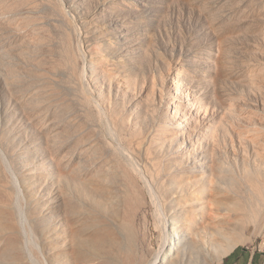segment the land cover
<instances>
[{"label": "rangeland", "instance_id": "rangeland-1", "mask_svg": "<svg viewBox=\"0 0 264 264\" xmlns=\"http://www.w3.org/2000/svg\"><path fill=\"white\" fill-rule=\"evenodd\" d=\"M176 69L192 95L188 108L178 101L171 108ZM143 84L157 88L155 97ZM148 96L170 143L166 118L181 110L191 119L186 134H197L201 147L212 146L215 130L217 161L235 168V158H249L251 168L254 159L264 167V154L253 152L264 146V0H0V180L11 196L20 190L15 178L52 169L60 155L76 173H107L103 180L120 197L141 200L145 228H138L157 248L159 218L147 182L168 166V145L142 117ZM187 181L194 185L193 177ZM240 229L238 248L264 252V209L247 210Z\"/></svg>", "mask_w": 264, "mask_h": 264}, {"label": "bare ground", "instance_id": "bare-ground-1", "mask_svg": "<svg viewBox=\"0 0 264 264\" xmlns=\"http://www.w3.org/2000/svg\"><path fill=\"white\" fill-rule=\"evenodd\" d=\"M81 58L85 81L84 53ZM174 72L171 108H179L177 101L188 108L192 95L184 93L179 69ZM186 81L191 82V78ZM192 86L190 83L188 88ZM142 87L151 88L155 97L157 88L150 84ZM184 95L185 100H180ZM153 97L145 98L142 117L150 118L160 142L168 145L162 156L168 166L158 169L157 176H149L150 181L146 180L159 218V225L155 226L159 231L157 248L138 228L143 223L145 228V219L139 213L141 200L139 203L132 197H120L107 184V173L103 174L105 181L101 172L82 175L72 170L65 158L53 155L52 169H39L33 175L25 171L14 179L20 186L16 196H11L0 180V264H205L207 259L221 262L245 243L240 236L244 213L252 207L259 212L264 209V167H259L254 159L255 166L251 168L249 158H244L241 164L235 158V168L226 160L217 161L215 130L210 128L212 146L201 147L197 134H186L191 119H185L181 110L175 113L171 109V118H166L173 125L170 143L164 136L166 126L156 120L159 109ZM207 126L214 127L211 123ZM116 131L115 126L108 124L109 134L115 137ZM198 133L202 137L206 135L200 130ZM121 151L133 164L143 166L130 156L129 149L122 147ZM253 152L256 159H262L264 146ZM141 169L136 168L140 172ZM159 177L179 178L180 183L170 179L167 184ZM191 177L194 185L188 186L187 179ZM198 196L201 200L196 199ZM202 204L208 205V209H202Z\"/></svg>", "mask_w": 264, "mask_h": 264}, {"label": "crops", "instance_id": "crops-1", "mask_svg": "<svg viewBox=\"0 0 264 264\" xmlns=\"http://www.w3.org/2000/svg\"><path fill=\"white\" fill-rule=\"evenodd\" d=\"M235 249L223 258L221 264H264V252L249 248Z\"/></svg>", "mask_w": 264, "mask_h": 264}, {"label": "trees", "instance_id": "trees-1", "mask_svg": "<svg viewBox=\"0 0 264 264\" xmlns=\"http://www.w3.org/2000/svg\"><path fill=\"white\" fill-rule=\"evenodd\" d=\"M239 249H240V248L237 247V248L235 249V251H237V250H239Z\"/></svg>", "mask_w": 264, "mask_h": 264}]
</instances>
